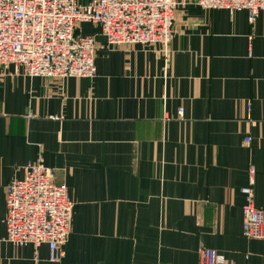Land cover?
Instances as JSON below:
<instances>
[{
	"label": "crops",
	"instance_id": "crops-1",
	"mask_svg": "<svg viewBox=\"0 0 264 264\" xmlns=\"http://www.w3.org/2000/svg\"><path fill=\"white\" fill-rule=\"evenodd\" d=\"M196 1L178 0L167 58L83 23L94 79L0 78V264H199L204 248L264 264L242 212L252 169L264 210V12ZM40 160L74 203L59 263L47 244L6 242L7 185Z\"/></svg>",
	"mask_w": 264,
	"mask_h": 264
},
{
	"label": "built area",
	"instance_id": "built-area-1",
	"mask_svg": "<svg viewBox=\"0 0 264 264\" xmlns=\"http://www.w3.org/2000/svg\"><path fill=\"white\" fill-rule=\"evenodd\" d=\"M203 10L247 12L253 23L264 12V0H197ZM178 0H0V78L10 67L15 75L43 79H94L96 42L77 34L80 24L100 28L111 46H160L165 58L175 36ZM250 138L245 142L249 143ZM242 190L246 202L243 237L264 241V210L254 204V176ZM53 170L40 160L29 164L23 179L6 188V242L14 247L47 244L50 261L61 262L71 234L74 203L66 185L53 182ZM199 264H226L215 249L204 248Z\"/></svg>",
	"mask_w": 264,
	"mask_h": 264
}]
</instances>
